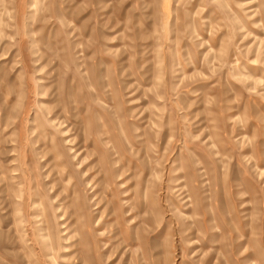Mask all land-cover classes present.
<instances>
[{
	"label": "rangeland",
	"instance_id": "rangeland-1",
	"mask_svg": "<svg viewBox=\"0 0 264 264\" xmlns=\"http://www.w3.org/2000/svg\"><path fill=\"white\" fill-rule=\"evenodd\" d=\"M70 257L264 264V0H0V264Z\"/></svg>",
	"mask_w": 264,
	"mask_h": 264
},
{
	"label": "bare ground",
	"instance_id": "bare-ground-1",
	"mask_svg": "<svg viewBox=\"0 0 264 264\" xmlns=\"http://www.w3.org/2000/svg\"><path fill=\"white\" fill-rule=\"evenodd\" d=\"M112 148V147H111ZM130 206V208L132 207V208H134V206H132V205H129ZM73 211H75V209L73 210ZM87 211V210H86ZM100 220H98V222H99ZM91 224V223H90ZM99 226V225H98ZM46 245H50L49 243H48V241H46ZM80 259V258H79ZM77 259H75V258H69V260L67 261V262H64V264H77ZM57 264H59V263H57Z\"/></svg>",
	"mask_w": 264,
	"mask_h": 264
}]
</instances>
